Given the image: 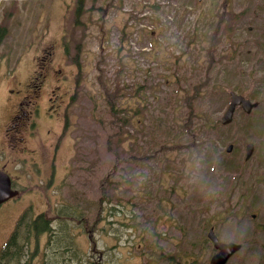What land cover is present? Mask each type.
<instances>
[{"label": "rangeland", "instance_id": "374dc122", "mask_svg": "<svg viewBox=\"0 0 264 264\" xmlns=\"http://www.w3.org/2000/svg\"><path fill=\"white\" fill-rule=\"evenodd\" d=\"M74 2L0 0V166L23 192L0 210V255L25 213L52 217L73 204L80 224L52 221L55 236L69 222L80 253L65 264H209L210 226L242 244L226 264H264V0H88L81 25ZM44 56L41 92L54 88L55 104L66 103L47 112L59 120L61 188L27 174L23 143H5L23 117L5 123L8 100L39 92L27 83ZM231 90L259 104L223 124ZM24 223L20 257L1 264H64L52 260V234Z\"/></svg>", "mask_w": 264, "mask_h": 264}, {"label": "flooded vegetation", "instance_id": "af4514ba", "mask_svg": "<svg viewBox=\"0 0 264 264\" xmlns=\"http://www.w3.org/2000/svg\"><path fill=\"white\" fill-rule=\"evenodd\" d=\"M50 54H52V52H50L49 55ZM43 59L44 62L40 65L41 71L38 74H31L29 77L31 80L29 83H27V86H30L34 83L35 85L33 86H35V89H38L39 92H31L30 88L27 87L23 90L25 94L19 96L13 101L12 98L8 100L11 104L5 123L8 124L9 121L20 116V113H23V117L21 120H17L15 124H12L14 126L12 134L9 135L5 143H10L12 146H16L17 143H23L22 147L23 149L27 150L28 154V157H26L25 160V170L27 174L32 179L35 177L41 178L45 188H61L62 183L60 180H57L58 168L60 164V149L62 145V142L59 139L61 131L57 130L54 126V122L59 120L57 118L53 119V114L50 115L47 113L50 109L56 108V95L54 88L49 91L47 96H44L41 92V88L47 78V74L44 73V69L46 68L47 64V57L44 56ZM49 67H51V65H49ZM35 81H40V84H36ZM13 90V88H10L11 92H13ZM15 92L17 93L16 95H19L20 90L15 89L13 93ZM77 92L79 91L75 90L73 93ZM74 96L75 94L71 95V97ZM40 97L48 99L50 104L41 106L39 103ZM63 97L64 96L61 98V102L65 101ZM43 117L48 119L50 122V127L47 128L42 134L40 132L39 120ZM19 132L23 134L21 137L18 136ZM29 144H32V146H29ZM70 157L67 158L64 165V167L67 168V171L69 163L73 164ZM17 163L18 162L12 163V168L16 171H20V168L16 166ZM2 166H4L13 177H19V175H13L10 169L8 170L6 163H4ZM20 194H18L17 197L20 196ZM14 198L16 197L10 198L7 201L1 203L0 210L7 206ZM109 223H111V221L107 222V224ZM2 245L3 241H0V249Z\"/></svg>", "mask_w": 264, "mask_h": 264}, {"label": "trees", "instance_id": "16d2710c", "mask_svg": "<svg viewBox=\"0 0 264 264\" xmlns=\"http://www.w3.org/2000/svg\"><path fill=\"white\" fill-rule=\"evenodd\" d=\"M87 2L88 0H75V10H74V25H81L82 24V16L87 10ZM6 27L3 25H0V42L5 35ZM81 46L77 45V55L74 56V60L77 61L79 64V53H80ZM112 109H115L114 104L111 105ZM103 198H101L102 200ZM61 219L65 221H69L71 219L76 220L79 224L84 220V217L81 212H77L76 208H72L71 211L60 213L58 215ZM27 219V214L25 213L21 221H25V229L28 233H35L36 235H39L41 232H45L51 229L50 226V218L45 215V214H39L35 218L31 220H26ZM86 219V218H85ZM100 218H96V221H98ZM21 221L18 225V227L15 229V231L12 233L8 240V244L4 251L2 252V255L0 256V264L2 262H12V261H17V258L20 257V251L19 248L22 247L21 245V238H19L20 235V224ZM95 223L92 224L94 226ZM64 234L61 236H55L54 232H51L52 237H54V242L53 240L50 242L51 246V251L50 255L52 253L53 257L52 260L54 262H59V263H66L68 258H73L77 259L79 253L78 248L76 247V244L74 242V239L72 235L70 234L69 231V223L65 222V230L63 231ZM94 251V248H93ZM92 251V255H93ZM66 252H69L70 255H67ZM99 259V258H96Z\"/></svg>", "mask_w": 264, "mask_h": 264}, {"label": "water", "instance_id": "95a60500", "mask_svg": "<svg viewBox=\"0 0 264 264\" xmlns=\"http://www.w3.org/2000/svg\"><path fill=\"white\" fill-rule=\"evenodd\" d=\"M242 103L243 107L250 111L257 103H253L244 96L232 92V99L227 111L223 116V122L227 123L232 120L236 105ZM232 145H229L228 150H231ZM254 146L252 143L247 145V158L251 155ZM18 193V189L12 187V181L10 175L3 169H0V203L8 198L15 196ZM208 237L212 240L218 251L215 252L210 259V264H225L228 259L241 248V243L236 241H222L216 234L214 227H211L208 232Z\"/></svg>", "mask_w": 264, "mask_h": 264}]
</instances>
